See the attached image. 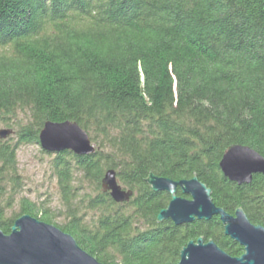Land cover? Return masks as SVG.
Here are the masks:
<instances>
[{"label":"trees","instance_id":"obj_1","mask_svg":"<svg viewBox=\"0 0 264 264\" xmlns=\"http://www.w3.org/2000/svg\"><path fill=\"white\" fill-rule=\"evenodd\" d=\"M27 110L29 121L17 115ZM77 122L96 151L54 153L52 168L69 221L60 226L105 264H178L192 240H214L233 257L244 248L219 217L177 226L157 221L171 196L154 192L150 173L197 176L216 206L242 208L264 226V176L238 185L220 168L225 151L246 145L264 157V0H0V228L49 210L21 197L17 151L39 143L47 121ZM114 169L134 191L116 203L101 189ZM96 194L79 199L73 183ZM184 196L181 191L178 193ZM97 211L88 222L81 207Z\"/></svg>","mask_w":264,"mask_h":264},{"label":"water","instance_id":"obj_2","mask_svg":"<svg viewBox=\"0 0 264 264\" xmlns=\"http://www.w3.org/2000/svg\"><path fill=\"white\" fill-rule=\"evenodd\" d=\"M10 129L0 130V138L10 136ZM42 149L48 153L66 150L84 156L96 151L89 134L74 121H47L39 134ZM226 178L238 185L250 184L255 175L264 176V157L246 145L230 146L220 161ZM101 189L118 203H127L134 191L122 186L116 170H107ZM147 184L154 192H166L171 200L160 211L157 221L171 220L175 225L209 221L219 217L224 233L244 248L233 257L214 240L203 237L190 241L181 251L178 264H264V226L250 221L239 208L234 214L216 206L212 190L197 176L173 180L150 173ZM179 191L184 196L179 195ZM0 264H105L78 244L75 237L55 225L25 214L15 220L9 234L0 228Z\"/></svg>","mask_w":264,"mask_h":264},{"label":"rangeland","instance_id":"obj_3","mask_svg":"<svg viewBox=\"0 0 264 264\" xmlns=\"http://www.w3.org/2000/svg\"><path fill=\"white\" fill-rule=\"evenodd\" d=\"M30 114L27 110L20 111L17 115L19 123H27ZM10 129L12 131L10 137L16 140L17 125L6 127L0 125V130ZM6 138V139H7ZM54 153L44 151L39 143L23 144L17 151L18 171L21 176L24 186L21 194L14 201L13 206L7 209V216L18 214L20 211L21 197L29 198L35 202L39 208L49 210L52 217V225L58 228L69 221L67 217V209L63 205L62 191L58 186V181L52 168ZM73 187L79 199H85V196L95 195L96 192L80 175L75 177ZM10 191L7 190L6 195L0 199L3 205L7 204L10 198ZM81 214L85 215L89 222L95 221L99 217L97 211L84 209V204L81 207ZM115 264H121V260L116 259Z\"/></svg>","mask_w":264,"mask_h":264}]
</instances>
